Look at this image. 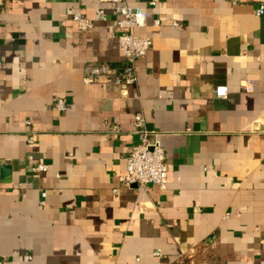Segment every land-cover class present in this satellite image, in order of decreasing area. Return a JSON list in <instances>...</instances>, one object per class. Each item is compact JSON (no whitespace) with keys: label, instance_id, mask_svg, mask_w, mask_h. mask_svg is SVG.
<instances>
[{"label":"crops","instance_id":"crops-1","mask_svg":"<svg viewBox=\"0 0 264 264\" xmlns=\"http://www.w3.org/2000/svg\"><path fill=\"white\" fill-rule=\"evenodd\" d=\"M123 1L151 43L126 86L82 82L122 65L108 4L0 8V264H264V0ZM98 5L105 20L78 31L72 12ZM134 114L164 152V190L118 183Z\"/></svg>","mask_w":264,"mask_h":264},{"label":"built area","instance_id":"built-area-1","mask_svg":"<svg viewBox=\"0 0 264 264\" xmlns=\"http://www.w3.org/2000/svg\"><path fill=\"white\" fill-rule=\"evenodd\" d=\"M5 1L7 0H0V8L3 7ZM157 2L158 0H148V5L153 7ZM98 3L108 4L113 14L116 15L112 21L113 36L123 56V62L117 70L111 69L105 64L85 66L82 82L90 84L99 78H108V75L113 72L112 77L108 78L110 83L116 86L131 85L136 79L135 62L146 54L151 44L147 38L136 37L133 34L134 29L143 26L145 15L140 7L129 6L123 0H98ZM262 14H264V2L258 3L254 9V16L259 17ZM71 18L76 24L77 30L85 32L92 28L93 22L104 21L105 12L104 8L98 5L93 9L92 19H87L76 11L72 12ZM157 25L158 22L154 21V26ZM245 90L251 92V86L246 84ZM225 96V87L218 86L214 89L215 98L222 99ZM64 107L63 100L57 99L54 108L61 112ZM142 122L140 114H134L130 121L132 132L137 136V142L129 150L125 160V173L118 178V183L122 187L134 185L140 189L154 186L159 190H164L168 171L164 152L154 139V133L145 130ZM112 131L113 133L117 132L115 126ZM46 169L44 164H38L31 171L40 173L45 172ZM41 196L44 197L45 194L43 193ZM153 255L158 256L159 254L155 252ZM176 264H184L182 255L179 256Z\"/></svg>","mask_w":264,"mask_h":264}]
</instances>
